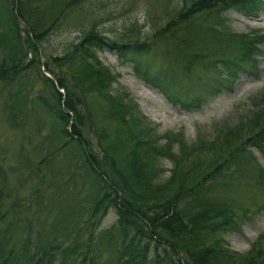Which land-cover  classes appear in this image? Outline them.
Returning a JSON list of instances; mask_svg holds the SVG:
<instances>
[{
  "label": "trees",
  "instance_id": "16d2710c",
  "mask_svg": "<svg viewBox=\"0 0 264 264\" xmlns=\"http://www.w3.org/2000/svg\"><path fill=\"white\" fill-rule=\"evenodd\" d=\"M80 1L0 0V48L7 51L0 63V82L11 87L2 109L7 124L15 130L22 129L31 116L33 132L42 138L34 145L32 157L17 154L18 164L23 163L28 175L37 178V185L21 202L15 199L6 206V199L0 197V264H101L99 258L104 253L109 264H264V247L257 249L253 244L241 255L227 245L222 235L238 230L236 221L249 217L246 209L237 214L232 203L212 198L215 185L208 183L211 179L228 187L242 181L246 168L255 161L247 146L264 152V95L261 108L245 123L224 126L211 142L197 138L195 145L186 146L181 131L156 135L147 122L143 125L145 116L137 112L135 103L127 101V94L114 93L117 75L96 54L104 48L121 55L130 51L140 56L149 51L147 41L140 40L137 23L114 38L94 24L84 28L78 41L68 42L59 54L44 57V68L55 82L42 72L40 45ZM230 10L257 17L264 12V0H188L157 35L164 37L187 28L205 33L196 43L187 35L188 53L194 48L195 56L205 55L196 49L207 51L212 44L219 57L211 66L219 77L234 75L245 61L255 66L253 51H259L256 43L264 37L248 46L249 35L228 29L225 12ZM220 36L229 43L227 49L239 57L224 55ZM28 53L31 58L24 63ZM184 56L191 67L187 52ZM133 63L138 78L184 110L197 109L229 81L221 77L217 85L207 83L201 90L179 89L175 78L164 77L163 72L151 70L138 59ZM36 77L42 81L41 88L34 86ZM94 95L103 102V119L119 127L113 135L95 127L96 117L88 102ZM81 105L86 107L85 119ZM44 117L49 119V133H44ZM90 132L97 144L89 139ZM117 132L126 135V140ZM161 137L167 143H159ZM176 140L180 150L170 154L169 147ZM124 143L126 149L121 147ZM163 148L173 167L170 177L160 181L163 169L157 162L163 157ZM197 149L211 151L213 159L184 165L189 153ZM263 179L264 168H259L256 183ZM44 182H48L45 187ZM52 183L61 191L56 200L42 194ZM49 203H58L52 221L47 229L42 224L34 233L33 222ZM32 206L36 208L30 214ZM110 208L116 211L115 223L97 231Z\"/></svg>",
  "mask_w": 264,
  "mask_h": 264
},
{
  "label": "rangeland",
  "instance_id": "374dc122",
  "mask_svg": "<svg viewBox=\"0 0 264 264\" xmlns=\"http://www.w3.org/2000/svg\"><path fill=\"white\" fill-rule=\"evenodd\" d=\"M187 2L188 0H81L80 5L70 9L57 25L53 34L40 45L42 47L40 55L43 59L47 55L53 56L61 53L68 42L78 41L77 37L86 27L95 25L96 28L103 30L108 37L114 38L116 35L126 34L130 25L137 23L140 40L147 41L149 51L138 56L130 51H125L121 55L107 48L96 50L102 64L117 75L112 84L114 93L127 94V101L135 103L137 112L145 116L143 125L145 126L147 122L149 127L154 129L156 135L162 136L167 131H181L186 146L195 145L197 138L211 142L218 132L223 130L224 126L232 127L239 122L245 123L254 111L261 108L260 100L264 95V41L260 40L256 43L255 49L259 51H253L255 52L253 57L257 59L255 66L245 61L234 75L221 74V77H228L229 81L225 85L219 86L217 92L213 91L209 94L197 109H182L179 105L169 102L158 88H154L138 78L133 71L132 61L138 59L151 70L163 72L164 77L169 75L175 78L174 83L179 89L191 91L190 87H192L197 91L207 83L210 85L220 83L221 77L211 66V63L219 57L212 44L207 51L196 49L205 55L195 56L197 51L194 48H191L188 53L187 35L190 36L189 41L195 39L194 43H196V39L205 38V33L201 32L202 34H200L187 28L182 31L176 29L172 35L168 34L164 37L157 35L169 23L175 12ZM15 9L16 5L14 11ZM11 10L13 12V6H11ZM225 15L227 16L228 29L250 36L246 40L248 46L255 43L261 36L264 37V12H261L258 17H247L235 10H230L225 12ZM199 22L198 20L196 23ZM18 27L19 35L23 39L25 37L24 26L21 24ZM193 27H196V24ZM232 40L238 41L237 39ZM219 41L220 46L223 42V47L226 49L224 55H231L232 58L239 57L237 52L233 53L231 49H227L229 43L222 36L219 37ZM5 52L7 51L0 48V63L6 55ZM186 52L187 59L192 61L191 67L187 66L184 61ZM30 58L31 55L28 53L24 63L28 62ZM47 61L49 62V60ZM64 75L69 77L68 74ZM33 83L36 88H41L42 81L38 77L34 79ZM10 91V86L0 82V197L6 199V206L15 199L21 202L37 185V178L28 175V170L23 163L18 164L17 154L22 152L24 155L32 157L36 148L34 145L42 140L35 135V131L33 132L31 116L20 130L11 129L7 124L2 102ZM88 102L96 117L95 127H102L106 133L113 135V132L119 127L116 123L103 119L101 99L94 95ZM81 106L82 108L79 109L85 119L86 107ZM42 119L44 133H49V119L46 117ZM38 126L40 127V122ZM87 129L89 131V128ZM90 134L89 139L96 142L91 132ZM116 134L126 140V135H122L121 132ZM158 142L167 143V139L161 137ZM179 144L178 140L172 142L169 147L170 154H177L180 150ZM121 147L126 149V144H121ZM247 149L255 158V161H252L245 170L247 178L244 177L242 181L228 187L221 186L211 179L208 180V183L215 185L216 191L212 192V198L232 203L237 214L246 209L249 218L236 221L239 226L238 230L228 231L222 235L230 249L241 255L248 252L253 244L257 249L264 247V179L261 183H256L258 169L264 168V152L262 153L251 146H247ZM161 154L163 157H160L157 163L163 169L160 181H165L170 177L173 162L170 154L164 148ZM213 154L211 151L197 149L189 153L184 165L188 167L195 163H208L213 159ZM47 183L44 182L43 187ZM53 185L55 183H52L51 187L43 189L42 194L44 197L56 200L61 197V191ZM4 192L8 194L5 196ZM47 205L48 203L45 207ZM57 207L58 203H49V208L33 222L34 233L37 229L42 228V224L45 229L48 228ZM35 208L36 206H32L29 213L32 214ZM116 217L115 209L110 208L102 218L97 231L109 228L115 223ZM88 233L85 232V235ZM93 235L95 237L96 232H93ZM152 254L150 253V256ZM104 260L106 261L103 263ZM99 262L109 264L106 253L99 258Z\"/></svg>",
  "mask_w": 264,
  "mask_h": 264
}]
</instances>
